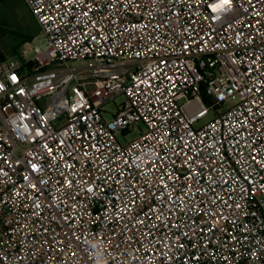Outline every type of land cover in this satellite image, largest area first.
<instances>
[{
  "label": "built area",
  "instance_id": "2783aa9c",
  "mask_svg": "<svg viewBox=\"0 0 264 264\" xmlns=\"http://www.w3.org/2000/svg\"><path fill=\"white\" fill-rule=\"evenodd\" d=\"M25 2L47 45L0 63V264H264V0Z\"/></svg>",
  "mask_w": 264,
  "mask_h": 264
},
{
  "label": "rangeland",
  "instance_id": "374dc122",
  "mask_svg": "<svg viewBox=\"0 0 264 264\" xmlns=\"http://www.w3.org/2000/svg\"><path fill=\"white\" fill-rule=\"evenodd\" d=\"M0 27L4 29L6 33L1 41L0 47L5 54L6 58L20 56L23 59H31L33 55V48L40 46L45 49L47 42L45 36L41 33L40 27L32 15L29 7L25 0H8L7 2L0 4ZM17 32L18 34H14ZM31 33L34 36V41L29 44H22L23 38L20 34ZM15 48L17 51L14 52ZM18 54V55H15ZM73 66H87V61L71 62ZM125 101V96L120 95L115 100L109 102L104 106L105 118L110 120L119 110V106ZM213 113L210 114L206 119L202 121L205 123L211 119ZM144 129V127L142 126ZM139 134L137 132L128 133L126 136L127 140L136 138ZM124 142V137H119Z\"/></svg>",
  "mask_w": 264,
  "mask_h": 264
},
{
  "label": "trees",
  "instance_id": "16d2710c",
  "mask_svg": "<svg viewBox=\"0 0 264 264\" xmlns=\"http://www.w3.org/2000/svg\"><path fill=\"white\" fill-rule=\"evenodd\" d=\"M8 0H0V4H3L5 2H7ZM6 33L4 32V29L0 27V41L2 39V37L5 35ZM14 34H18L17 32H15ZM20 36L23 38L22 40V44H31L34 41V36L31 33H24L23 35L20 34ZM17 51V48H15L14 52ZM15 55H18L15 53ZM6 56L3 53L1 47H0V63L3 62L4 60H6Z\"/></svg>",
  "mask_w": 264,
  "mask_h": 264
},
{
  "label": "snow or ice",
  "instance_id": "6c2138e0",
  "mask_svg": "<svg viewBox=\"0 0 264 264\" xmlns=\"http://www.w3.org/2000/svg\"><path fill=\"white\" fill-rule=\"evenodd\" d=\"M222 2H223L224 4H228V3L230 2V0H222ZM13 79H15V77H13Z\"/></svg>",
  "mask_w": 264,
  "mask_h": 264
}]
</instances>
